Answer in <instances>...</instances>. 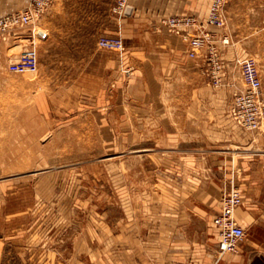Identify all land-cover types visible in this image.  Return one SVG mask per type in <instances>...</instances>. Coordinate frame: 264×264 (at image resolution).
Listing matches in <instances>:
<instances>
[{"label": "crops", "instance_id": "1", "mask_svg": "<svg viewBox=\"0 0 264 264\" xmlns=\"http://www.w3.org/2000/svg\"><path fill=\"white\" fill-rule=\"evenodd\" d=\"M212 1L130 0L132 16L122 20L112 14L115 0H53L34 24L41 55L63 50L69 66H79L78 59L93 61L94 80L104 84L109 68L108 82L116 88L102 106L99 128L111 145L114 140L115 146H123L117 143L122 140L118 132L133 131L144 122L157 125L162 134L161 142L153 145L163 147L166 170L161 187L142 191L146 218L129 219L125 229L122 223L98 220L99 229L83 234L68 264H264V131L247 133L227 110L230 84L239 83L237 61L253 49L264 52V0H228L226 27L209 28L229 39L223 47L226 73L219 89L212 88L204 73L205 60L190 59L186 40L161 24L180 16L205 22ZM30 2L0 0V18ZM104 36L122 38V52H111L108 59L99 47ZM262 83L264 95V73ZM224 146L244 153L238 158L229 153L224 161L210 150ZM223 163L228 175L237 174L243 201L235 215L246 238L237 253L221 256L211 218L221 207ZM116 189L121 195L127 192L125 187ZM187 210H198V220L189 223ZM27 246L21 234L11 240L0 237V264H11L9 247L17 264H59L45 254L43 243Z\"/></svg>", "mask_w": 264, "mask_h": 264}, {"label": "rangeland", "instance_id": "2", "mask_svg": "<svg viewBox=\"0 0 264 264\" xmlns=\"http://www.w3.org/2000/svg\"><path fill=\"white\" fill-rule=\"evenodd\" d=\"M38 32L32 25L0 40V237L11 240L21 234L28 248L37 240L55 262L68 264L83 234L99 229L98 220L119 222L125 229L129 219L146 218L142 191L162 186L166 164L163 147L153 145L161 142L162 134L151 122L135 125L133 131H119L122 140L117 143L123 146H115L114 140L111 145L104 138L100 111L116 88L108 82L109 68L104 84L94 80L93 61L78 59L79 66H69L63 50L41 55ZM29 49L37 53V71L11 72L10 64ZM100 49L108 59L111 52H117ZM248 53L237 61L239 83L230 84L232 96L236 87L243 88L240 68L246 59L256 60L262 79L264 52L253 49ZM131 74L129 70L127 75ZM210 150L224 161L229 153L233 158L244 153L233 146ZM226 164L219 178L222 192L231 180L236 186L237 174L228 175ZM117 186L127 192L121 195ZM186 213L189 223L198 220V210ZM11 247L6 249L11 253L9 261L17 264Z\"/></svg>", "mask_w": 264, "mask_h": 264}, {"label": "built area", "instance_id": "3", "mask_svg": "<svg viewBox=\"0 0 264 264\" xmlns=\"http://www.w3.org/2000/svg\"><path fill=\"white\" fill-rule=\"evenodd\" d=\"M53 0H31L21 11L0 18V40L10 37L20 28L30 27L52 5ZM228 0H213L206 21L195 16L171 17L161 20V24L170 34L181 36L187 42L188 56L192 60H205V75L215 88L224 86L226 62L223 47L229 44V39L212 33L209 28L224 29L226 27V5ZM133 8L130 0H115L112 14L119 19L132 16ZM220 43V45H219ZM99 46L106 50L122 51V40L115 36H104L99 40ZM38 56L34 50L24 51L16 62L9 66L14 73L36 72ZM242 87L234 89L232 100L228 106V114L244 131L256 133L264 125V98L262 79L257 62L248 58L241 64ZM242 193L231 180L230 186L224 188L221 197V207L213 220L220 243L219 252L225 254L237 253L246 238L245 229L236 219V210L241 205Z\"/></svg>", "mask_w": 264, "mask_h": 264}, {"label": "bare ground", "instance_id": "4", "mask_svg": "<svg viewBox=\"0 0 264 264\" xmlns=\"http://www.w3.org/2000/svg\"><path fill=\"white\" fill-rule=\"evenodd\" d=\"M40 18H41V17H40ZM40 18H39V19H40ZM39 19H38L36 22H38ZM36 22H35V23H36ZM35 23H33V25H34ZM26 28H28V27H26ZM20 29H23V28H20ZM18 30H19V29H18ZM7 38H8V37H7ZM6 40H7V39H6ZM259 132H260V131H259Z\"/></svg>", "mask_w": 264, "mask_h": 264}]
</instances>
